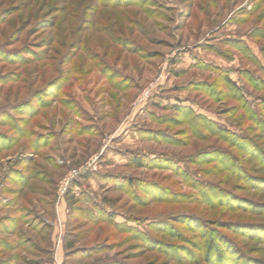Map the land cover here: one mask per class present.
I'll return each instance as SVG.
<instances>
[{
    "label": "clouds",
    "instance_id": "1",
    "mask_svg": "<svg viewBox=\"0 0 264 264\" xmlns=\"http://www.w3.org/2000/svg\"><path fill=\"white\" fill-rule=\"evenodd\" d=\"M0 264H264V0H0Z\"/></svg>",
    "mask_w": 264,
    "mask_h": 264
}]
</instances>
